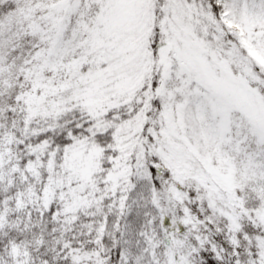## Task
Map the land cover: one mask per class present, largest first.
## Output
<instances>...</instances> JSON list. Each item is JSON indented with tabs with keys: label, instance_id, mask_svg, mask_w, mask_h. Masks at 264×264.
<instances>
[{
	"label": "snow or ice",
	"instance_id": "6c2138e0",
	"mask_svg": "<svg viewBox=\"0 0 264 264\" xmlns=\"http://www.w3.org/2000/svg\"><path fill=\"white\" fill-rule=\"evenodd\" d=\"M0 264H264V0H0Z\"/></svg>",
	"mask_w": 264,
	"mask_h": 264
}]
</instances>
